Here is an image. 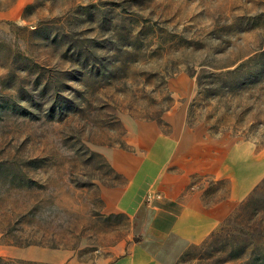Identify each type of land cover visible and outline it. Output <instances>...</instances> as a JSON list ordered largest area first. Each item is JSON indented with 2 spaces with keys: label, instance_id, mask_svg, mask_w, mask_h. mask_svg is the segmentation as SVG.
Wrapping results in <instances>:
<instances>
[{
  "label": "rangeland",
  "instance_id": "1",
  "mask_svg": "<svg viewBox=\"0 0 264 264\" xmlns=\"http://www.w3.org/2000/svg\"><path fill=\"white\" fill-rule=\"evenodd\" d=\"M18 1L0 0V264H112L144 206L193 194L229 213L175 264H264V0Z\"/></svg>",
  "mask_w": 264,
  "mask_h": 264
},
{
  "label": "crops",
  "instance_id": "2",
  "mask_svg": "<svg viewBox=\"0 0 264 264\" xmlns=\"http://www.w3.org/2000/svg\"><path fill=\"white\" fill-rule=\"evenodd\" d=\"M21 1H18L20 4ZM11 11L0 12V20L7 18ZM142 185H138L140 188ZM187 185H179L173 198L178 197ZM206 209L202 206L197 194L191 195L187 204L178 212L168 209L144 206L148 218L142 224L141 238L129 243L126 250L112 264H175L179 254L184 248V243L197 242L198 229L201 232H211L228 215L230 207L223 213L215 214L221 206ZM123 209V208H122ZM133 209L124 203V212L131 218L135 217ZM141 210V208H140ZM206 218V222L198 226V219ZM196 238V239H195ZM40 261L51 264H81L61 252H43Z\"/></svg>",
  "mask_w": 264,
  "mask_h": 264
}]
</instances>
